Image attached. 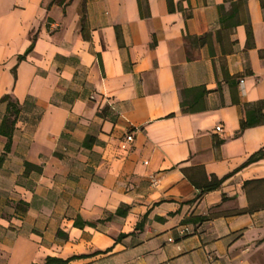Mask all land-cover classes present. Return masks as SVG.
<instances>
[{
	"label": "crops",
	"instance_id": "obj_1",
	"mask_svg": "<svg viewBox=\"0 0 264 264\" xmlns=\"http://www.w3.org/2000/svg\"><path fill=\"white\" fill-rule=\"evenodd\" d=\"M4 94L0 264H264V0H0Z\"/></svg>",
	"mask_w": 264,
	"mask_h": 264
},
{
	"label": "trees",
	"instance_id": "obj_2",
	"mask_svg": "<svg viewBox=\"0 0 264 264\" xmlns=\"http://www.w3.org/2000/svg\"><path fill=\"white\" fill-rule=\"evenodd\" d=\"M168 4H169V9L171 6V0H168ZM247 34H248V38H252L251 36V30L250 27H247ZM34 40H35V35L32 37L31 40V44L29 45V47L26 49L25 53L22 55L18 56V59H23L25 58L26 54L29 53L32 48H33V44H34ZM228 79H230V77H227ZM0 102H4L6 104V108H5V112L2 116V119L0 121V135L4 136L6 138V144H5V150H9L10 145H11V141H12V136H13V131L15 129V124H16V120H17V116L20 112V104L19 102L14 99L10 94H4L3 96H1L0 98ZM235 103H239L238 98L234 99ZM181 110L183 112H187L190 111L191 108L190 107H186L184 105V103L181 102L180 104ZM242 114L240 117V129H239V133L242 132L245 128L251 127V126H255L258 124H263L264 123V100H259L256 101L254 103H243L242 104ZM264 154V148L259 149L258 151H256L255 153H253L244 163L243 165L249 164L251 162L257 161L259 158H261ZM2 160V158L0 159V161ZM34 165H31L30 163L25 162V167L26 168H30L33 167ZM220 180H218L215 183L209 184L206 186V189H210L213 187H216L219 184ZM128 208L127 207H119L115 214L119 215V216H125L127 213ZM111 217L108 216L107 218L101 220H108ZM99 221V222H101ZM145 222V218L143 217L135 226V229H140L142 228L143 224ZM85 225H94V223L92 222H88V221H83L80 218L75 219L74 221V226L79 227V228H83ZM125 234H121L119 237H124ZM82 255V254H81ZM70 258H61L58 256H46L44 261L42 263H31V264H66L67 261Z\"/></svg>",
	"mask_w": 264,
	"mask_h": 264
},
{
	"label": "built area",
	"instance_id": "obj_3",
	"mask_svg": "<svg viewBox=\"0 0 264 264\" xmlns=\"http://www.w3.org/2000/svg\"><path fill=\"white\" fill-rule=\"evenodd\" d=\"M240 82H243V80H240ZM215 129L217 131H220L221 130V125H217L215 127ZM132 141H133V135L131 133H127L125 135V137L121 140L119 147L121 149H126L128 147V145L132 143ZM189 232L190 231H189V229L187 227H183V228L178 230L179 236H184L185 234H188ZM168 241H173V238L169 237Z\"/></svg>",
	"mask_w": 264,
	"mask_h": 264
}]
</instances>
